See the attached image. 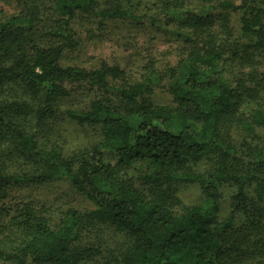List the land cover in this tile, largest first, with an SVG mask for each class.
Masks as SVG:
<instances>
[{
    "label": "trees",
    "instance_id": "16d2710c",
    "mask_svg": "<svg viewBox=\"0 0 264 264\" xmlns=\"http://www.w3.org/2000/svg\"><path fill=\"white\" fill-rule=\"evenodd\" d=\"M30 1L52 6L54 17L32 7L0 23V147H7L10 156L0 153V218L8 214L13 189L58 179L68 181L95 209H68L52 222L22 202L8 215L7 226L17 238L0 231V263L84 264L99 256L97 247L82 241L84 235L97 225H110L130 245L104 264H264V139L256 156L246 142L234 146L221 136L245 91L244 79L228 75V62L264 54V0H201L207 11L180 23L190 48L168 87L171 105L153 104L152 82H129L117 65L102 62L87 70L61 63L76 47L70 23L77 15L139 22L144 17L132 11L138 0ZM103 1L107 6L101 8ZM160 3L167 17L182 7L178 0ZM233 16L243 42L235 41ZM146 69L151 72L152 64ZM82 84L100 96L86 109H67L64 115L99 128L100 142L86 157L66 158L57 145L21 124L29 116L37 126L56 119L60 103L75 95L69 87ZM18 92L40 105L8 100ZM241 128L245 134L264 131V84L263 96ZM238 153L253 156L252 161L233 156ZM212 156L218 165L207 178L188 171ZM10 160L24 171L9 172ZM133 169L136 176L127 178ZM198 181H205L204 195L214 211L220 188L233 189L230 213L222 222L199 206L176 209L174 185ZM238 217L245 236L230 242L225 235Z\"/></svg>",
    "mask_w": 264,
    "mask_h": 264
},
{
    "label": "rangeland",
    "instance_id": "374dc122",
    "mask_svg": "<svg viewBox=\"0 0 264 264\" xmlns=\"http://www.w3.org/2000/svg\"><path fill=\"white\" fill-rule=\"evenodd\" d=\"M182 7H175L167 17L161 14L160 0H138L132 11L144 18L139 22L101 20L96 16L77 15L71 21L70 29L74 34L76 47L72 51L65 52L61 61L63 66H77L87 70L97 69L102 62L117 65L124 72L129 82L150 80L153 94L149 97L153 104L171 105V97L168 93L170 83L178 78L190 46L184 36L185 31L179 29L180 23L190 15H203L208 6L201 0H178ZM43 5V6H40ZM107 6L105 1L101 8ZM32 7L39 8L54 17L52 6L36 3L30 0H0V23L5 19L19 15ZM151 18L155 20L152 21ZM231 25L234 28L236 42L241 41L237 19L233 16ZM152 64L153 70L149 72L146 67ZM172 71L175 74H172ZM227 73L233 79H244L245 91L243 99L238 101V108L234 118L225 122L221 128V136L224 142L239 146L246 142L252 149L253 155H258L260 141L264 139V131L255 128L252 133L242 130L241 122L249 120L252 109L263 96L264 84V54H253L249 61L242 59L229 61ZM75 95L73 98L60 103L56 119L44 126H37L34 118L29 116L21 124L25 130L33 132L40 138H46L51 145H57L66 158H80L100 142L99 128L79 125L66 118L64 112L67 109H86L88 105L98 98L99 92L86 84L70 86ZM23 99L30 102L33 107L40 102L25 97L21 92L13 93L9 99ZM245 134V135H244ZM9 149L0 147V153L4 158L10 157ZM247 154V153H246ZM244 162H251L253 156L238 153ZM218 161L216 157H208L198 164L191 165L188 171L200 175L204 179L212 173ZM9 172L24 171L23 167L12 160L6 164ZM135 177L133 169L127 175ZM205 181L194 183H179L173 187L175 197L179 204L176 209L181 210L191 207H202L204 212L211 213L217 222H222L230 213V200L233 189L229 185L220 188L221 202L217 211L212 208L211 202L205 198ZM22 202H29L50 220L58 221L68 210L79 212L94 210V206L74 191L71 184L65 179H58L42 185L13 189L9 195L6 211L7 215L0 218V231L9 233L12 238H17V232L8 228L9 216L16 213L22 207ZM213 212V213H212ZM241 217L236 219L234 230L227 232L226 239L231 242L233 238L245 236ZM4 238V237H3ZM21 241V240H20ZM85 244L94 245L99 249V256L84 264H104V260L111 254L119 256L130 245L128 238L117 233L110 225H97L86 233L82 239ZM20 243V242H19ZM1 264V263H0ZM248 264H260L251 262Z\"/></svg>",
    "mask_w": 264,
    "mask_h": 264
}]
</instances>
